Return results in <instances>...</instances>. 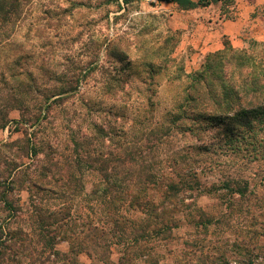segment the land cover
Returning a JSON list of instances; mask_svg holds the SVG:
<instances>
[{"label":"rangeland","instance_id":"374dc122","mask_svg":"<svg viewBox=\"0 0 264 264\" xmlns=\"http://www.w3.org/2000/svg\"><path fill=\"white\" fill-rule=\"evenodd\" d=\"M2 1L0 264H264V157L231 150L216 124L178 128V77L212 52L169 8ZM255 138L264 156V128Z\"/></svg>","mask_w":264,"mask_h":264},{"label":"trees","instance_id":"16d2710c","mask_svg":"<svg viewBox=\"0 0 264 264\" xmlns=\"http://www.w3.org/2000/svg\"><path fill=\"white\" fill-rule=\"evenodd\" d=\"M122 1L125 4L129 2V0ZM162 1L176 4L182 10L217 3L222 6L228 3L233 6L234 12L233 0ZM3 10L4 8L1 7L0 12L8 14L9 11L4 12ZM261 14H264V9ZM225 18L232 20L233 16H225ZM178 78L185 82L183 93L174 106L178 116L174 119L181 120L178 128L184 126L183 121L202 124L203 120L206 126L208 123V126L216 124L220 128V134L232 148L231 150L238 152L241 150L238 146L239 141L241 146L243 144L251 146L254 160L264 157L263 141L255 138L264 128V42L250 39L245 48L235 49L228 41H223L220 50L204 56L195 72L182 73ZM4 125L5 123L0 124V128L2 129ZM102 176L105 180L109 177L105 172ZM223 186L228 190V185ZM172 189H175L173 194L178 193L175 185H171ZM237 192L240 197H244L245 186ZM133 201L139 202L135 206L142 209L152 206L149 200L134 198ZM142 201L144 203L140 205ZM149 211L153 210L149 208ZM113 220L116 221V219ZM165 228L169 230L167 226ZM155 234L157 236L164 234L160 226Z\"/></svg>","mask_w":264,"mask_h":264},{"label":"crops","instance_id":"0c3cea01","mask_svg":"<svg viewBox=\"0 0 264 264\" xmlns=\"http://www.w3.org/2000/svg\"><path fill=\"white\" fill-rule=\"evenodd\" d=\"M191 1L197 2L198 0ZM233 1L232 20L211 12L213 4L182 10L173 3L162 0L159 3L162 7L169 8L171 17L175 20V28L184 32L186 42L192 44L198 51L207 53L219 48L220 38L227 37L233 40L247 28L251 38L264 40V14L258 12V8L264 5V0ZM198 51L195 55H198Z\"/></svg>","mask_w":264,"mask_h":264},{"label":"built area","instance_id":"2783aa9c","mask_svg":"<svg viewBox=\"0 0 264 264\" xmlns=\"http://www.w3.org/2000/svg\"><path fill=\"white\" fill-rule=\"evenodd\" d=\"M150 1H152V2H159V1H161V0H150Z\"/></svg>","mask_w":264,"mask_h":264}]
</instances>
